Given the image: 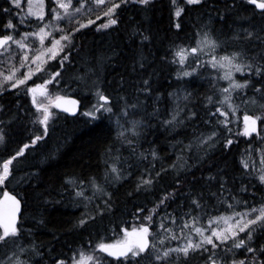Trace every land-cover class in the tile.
<instances>
[{
    "label": "trees",
    "instance_id": "1",
    "mask_svg": "<svg viewBox=\"0 0 264 264\" xmlns=\"http://www.w3.org/2000/svg\"><path fill=\"white\" fill-rule=\"evenodd\" d=\"M136 1L126 0L121 4L113 17L118 23L107 30H98L93 24L74 35L71 58L65 62L63 83H60V94L78 99L79 111L69 116L53 109L47 135L44 134V126L36 121V109L31 105L25 90L16 88L0 94V130L7 133L6 138L0 141V162L14 156L23 145L29 144L24 155L11 166V178L5 184H0V194L6 189L22 203L18 222V228L21 229L20 243L25 247L32 246L30 248L39 253L38 257L33 256L32 264H56L58 260L66 263L78 248L97 242H112L114 237L123 234L125 228L129 230L136 228L139 223H145L142 216L140 219L134 218L140 215L137 208H143V216H148L149 210L156 207L165 193H174L165 205L156 209L153 213L154 222L149 225L148 239L156 248L146 250L147 256L142 254V258L132 263L151 264L156 252L162 253L179 243L161 229L162 217L170 213L181 217L190 210L191 201L196 198H200L206 212L227 211L228 203L235 205L241 202L252 189V184L255 185L254 173L259 166L258 160L246 159L244 153L250 145L262 139L257 137H264V123L258 119L255 134L248 138L234 132L229 134L216 131L218 136L211 146L206 144L186 151L185 146L190 142L192 146L195 145L196 136H203L209 131L212 133L220 127L217 122L221 118L216 114V86L209 75L198 73L190 79L178 78V65L172 62L170 49L187 42L192 44L195 41L194 30L203 26H209L215 39L219 40L231 39L241 29L254 30L257 35L264 36V31H261L264 29V15L253 11L251 13L250 6L232 5L229 0H209L207 4L211 6L207 5L204 10L203 3L186 7L179 20L175 21L174 6L170 0H149L145 5ZM5 7L9 5L0 0V9ZM8 17L0 15V24L8 20ZM72 23L63 24L67 32H71L70 27H75L76 23ZM176 24L181 27L177 29ZM243 36L241 33L240 39L244 46L246 40ZM227 42H232V49H235L236 42ZM249 42L252 49L244 46L247 56L264 53V41L253 39ZM59 64L58 61L52 63L54 71ZM145 80L149 81L147 93L142 91ZM258 81L261 83L256 86L264 88V78L259 76ZM93 83L102 87L104 93L110 96V103L116 113L124 104L119 97H126L127 103L138 105L133 117L143 121L141 138L136 148L137 156H132L128 163L124 162L126 156L121 157L118 147L120 138L117 133L121 129L115 125L117 116L112 115L110 118L104 113L100 118L92 119L80 113L85 108L82 106V93L89 91L85 96L89 99L95 91ZM65 85L70 86L65 88ZM180 87L189 95L182 118H188L191 113H196V116L183 124L185 130L179 131L178 135L174 130L175 125L165 128L163 121L170 119V112L176 114L174 94ZM210 96L213 97L211 104L207 100ZM171 97L173 101L170 102ZM212 113L215 115L210 117ZM38 135L43 139L37 145H31V139ZM228 139L233 143L225 147ZM153 151L156 153L155 158L152 156ZM145 155L147 159L143 158ZM117 156L121 157L124 173L127 170L131 173L128 172L129 176L115 182L112 187H107L110 209H105L106 212L99 217L94 208L96 199L99 200L98 208H101L104 206L101 202H105L108 197L104 193L89 194V197H100L95 200L92 198L89 207L81 205L80 198L74 196L77 189L70 182L78 184L95 177L104 188V182L109 181L102 179L101 174L107 170L103 159L110 163ZM242 161H246L250 168L245 169ZM133 162H137L134 170L131 166ZM180 162L184 165L179 168ZM148 170H151L153 177L156 173H160V176L151 190L138 192L136 185L141 173L147 174ZM196 212L192 211V216ZM85 214L94 217L81 225L79 221ZM164 228L172 229L176 235H180L170 217L164 221ZM162 236H169L163 245L159 244ZM262 244L264 232L257 230L253 242L248 246L259 248ZM227 247L230 249L232 245L228 244ZM220 249L222 251L218 258L223 259V264H231L239 258L245 259L246 249L243 252L239 249L225 252L224 246ZM0 251L5 249L0 248ZM247 259L251 261L252 256L248 255ZM108 260L109 264H117V260ZM119 261L121 264L127 263L121 259ZM166 264L183 262L178 261L176 254L172 253ZM187 264L204 262L197 254L191 256Z\"/></svg>",
    "mask_w": 264,
    "mask_h": 264
},
{
    "label": "snow or ice",
    "instance_id": "2",
    "mask_svg": "<svg viewBox=\"0 0 264 264\" xmlns=\"http://www.w3.org/2000/svg\"><path fill=\"white\" fill-rule=\"evenodd\" d=\"M9 7L0 9V15H8L10 18L4 24L2 31L8 32L11 30L12 34L0 35V55L6 54L11 51V46L14 44L20 50H26L30 48L29 40L32 37H35L39 40L40 48L36 51V55L29 56L27 52L21 57V67H28V71L23 74V78H16L19 69L12 67L9 74L3 76L5 81H13L11 87L13 89L17 88L18 85H24L27 88V93L31 94L32 104L36 108V121L40 125L44 126V134L47 135L49 131V120L53 113L50 111V108L53 106L55 108H62L65 112H75L76 111V100L68 101L66 97L61 95H56L52 97L48 93V86L50 84L63 83L62 77L64 70L66 69V61H70L71 48L74 45V35L80 31V29L85 28L87 25L93 24V21L89 19L87 25L84 23H79V27H73L71 32H67L65 29H58L59 32L64 33L59 35V38H56L57 29H52L49 24H45L42 27H39L38 31L35 32H24L20 34V39H16L15 33L18 32V25L13 23L15 16L11 13V8L14 6L17 9L22 8L21 0H4ZM53 4L51 12L49 15L52 16V20L55 22L62 21L61 10H63V16L70 18L71 17V5L73 0H49ZM149 0H138V3L145 5ZM37 5V10H34V0H28V13L29 16H35L36 21L33 23L42 24L46 19L44 12V0H35ZM188 4L200 3V0H187ZM108 0H79V7L75 8L74 11L76 15H79L82 10H88L89 12L93 11V8L90 5H95L99 8L101 6H107ZM248 5H254L256 9H260L262 15H264V0H247ZM176 5V0H173V6ZM120 8V4L112 3L110 7H107V10L102 13L103 16L107 17V23L101 24L98 27L99 29L108 28L110 25H116L118 20L113 18L116 14L117 9ZM181 9L177 8L175 15L180 16ZM15 15H20L17 12ZM97 19H100L98 16ZM20 24H25V17L20 16ZM175 27L179 29L180 24H176ZM264 31V29H261ZM241 33L244 34L243 38L246 41H251L253 39L257 41H264V36L257 35L256 31H249L247 29H241L240 33H237L235 37L237 40L241 38ZM195 46L191 47H175L170 49L172 52L173 63H179L184 67H189L190 63H194L195 67H191L190 71H180L177 73L178 78L182 76H191L193 73H197L201 69H206L208 66L212 70L217 72V75L214 77L215 81L218 80H227L229 81L227 88L219 89L222 99L218 102L219 107L216 108V113L224 119H218V126H223L227 128L228 125L232 122L230 119L231 115H235L236 106L232 103V93L237 89H243L250 87V82L245 80L243 83H239L235 80L233 73L248 71L250 74L255 73L256 75L264 78V53H258L257 56L247 57L245 51H234L231 54L226 55H216L217 51L220 48V44L215 38H213L208 32L196 33ZM50 40V46L46 47V41ZM202 57H208L207 59H202ZM247 59V63H238V60ZM59 60L60 64L56 71L50 73V79L43 80V83H34V86L27 87L26 82L31 81L33 77L40 78L47 70L53 67L52 64L48 63L49 61ZM32 65H36L33 69ZM222 71V75L220 72ZM94 74V73H90ZM82 79V78H81ZM143 92L147 93L149 91V81L145 80ZM70 85H65V88ZM95 88L94 95L96 96V102L92 104L91 109L84 113L85 116L98 119L101 117V114L107 113L109 117L112 115L117 116L116 125L121 129L117 135L119 138L123 139L130 147H134V142L137 137L141 135L139 129L143 126V121L139 119H129L130 116H134L137 104L127 103L126 97H119L120 100L124 101L123 107L120 109L119 113L114 111V106L110 103V96L106 95L102 90V87H97L93 83ZM257 93H261L260 99H264V88H257ZM173 95V93H170ZM40 97V99H38ZM180 97L177 96V101ZM184 99H187V94H185ZM208 103H213V97L207 98ZM65 102V103H62ZM255 103V101H252ZM70 104L71 106H66ZM247 103V102H245ZM225 106L228 109H231V113L225 110ZM184 111V109H177L176 114L172 116L171 120L164 121L165 125L172 126L176 123H182L177 118ZM39 114V115H37ZM210 117L215 115V113L209 114ZM196 116V113H191L188 119H192ZM261 120L264 123V117H253L247 113L244 115V135L248 136L253 132H256V122ZM123 120L125 123L121 124L120 121ZM127 125V126H125ZM229 134L231 129L228 128ZM7 136L6 132L0 131V141H3ZM131 136L132 139H128ZM218 136L216 131H213L210 135L203 136L202 138H195L199 141V144H207L211 146V142L214 138ZM43 139L42 136H35L31 139V145H37L39 141ZM264 139V137H262ZM233 141L231 139L226 140L225 147L231 145ZM192 143L190 142L185 146L187 149H191ZM29 148V144L23 145L19 151L15 153L14 156H11L7 159H3L0 162V184H5L7 179L11 178V166H13L14 161L17 158H20L24 155L25 151ZM183 151V149H182ZM261 155V164L264 165V149L257 150ZM143 155V154H142ZM152 156L155 158V151L152 152ZM147 159L146 155L143 157ZM179 159V158H178ZM121 164V159L119 156L115 158L111 165H106L108 171L105 173V180L108 176L111 175L114 180L119 181L123 178V171L119 167ZM243 167L249 169L250 165L246 161H242ZM254 168V166H252ZM160 176V173H156V176L151 175V170L147 171V174L144 172L141 173V177L138 180L136 185V190L139 192L141 190H151L155 184L156 179ZM258 179L261 184H264V170L258 176ZM73 186L77 189L75 191V196L88 200L91 202L90 197L85 195V187L87 186L84 181H80L78 184L75 182ZM179 177H177V185H179ZM88 184L93 189V194L97 192H104V189L97 183L95 177L90 178ZM221 192H224L223 185H221ZM108 198L105 200L104 206L101 211L105 209H110V194L104 193ZM129 195H132L129 193ZM169 193H165V196L162 197L157 203L156 207L149 210L148 216H143V208H137V213L139 216H135V219H140L143 217L145 223L140 224L138 228H133L129 232L126 228L124 229L126 236L135 235L137 237L134 241H125L123 243L117 242L115 244H106L100 242L96 245L92 252L95 255L84 256L83 250L80 252V259H76L74 253L73 264H85V260L93 262V264H103L105 257L100 255V253H107L111 257H123L127 264H132L133 260L137 258H142V254L147 256L148 253L146 250L155 249L156 245L149 242L148 236L150 232L149 225L153 224L154 216L153 213L157 208L165 205L166 201L170 198ZM227 199H231L228 197ZM0 205H7L6 212L0 213V248L5 249L0 255L3 256V259H0V264H32L30 258H24L28 256L29 249L22 245H17L16 241L20 238L21 229L17 226V212H19V201L17 198L7 191L3 193V199L0 200ZM236 206H242L247 209L245 212H235L233 211L229 216H217L209 217L207 225L197 226L203 220L204 213L200 210L203 205L200 203V198L193 199L191 201V207L188 212L182 214L181 217H177L174 213L168 214V216L161 218V229L170 234V238L177 241H184L182 244L178 245L175 248H170L164 250L162 253L156 252L154 257L151 260V264H166L168 258H170L172 253H175L178 261H182L183 264H187V260L193 255L199 254V258L203 260L204 264H223V259L218 258L220 256L219 249L221 246L225 247V252H235L237 249L243 252L246 249L245 259L242 260H233L231 264H264V244L259 248L249 247L248 245L253 242V238L257 228L260 231L264 232V204H262L258 209L249 208L247 202H244L243 205H234L232 203L227 204L228 209H232ZM192 211H197L198 215L192 216ZM171 218V223L175 228H178L180 235H176L172 229L164 228V221ZM254 217V218H251ZM90 219L85 214V218L81 219L79 223L81 225L86 223V220ZM182 221V222H181ZM223 225V226H221ZM185 232L189 235L185 237ZM195 233V236L200 237L199 240L195 239L191 234ZM243 233L245 238H240V234ZM159 235V233H157ZM169 236H162L159 244L163 245L165 239H168ZM228 244H231L232 247L229 249ZM11 245V247H9ZM211 246V250L208 246ZM98 250V252H97ZM39 254V253H37ZM251 255L252 259L249 261L247 256ZM56 264H65L64 261L58 260ZM117 264H121L117 260Z\"/></svg>",
    "mask_w": 264,
    "mask_h": 264
},
{
    "label": "rangeland",
    "instance_id": "3",
    "mask_svg": "<svg viewBox=\"0 0 264 264\" xmlns=\"http://www.w3.org/2000/svg\"><path fill=\"white\" fill-rule=\"evenodd\" d=\"M74 1L75 0H73L71 8H70V11L72 13L71 17L70 18L64 17L63 16V10H61L62 21L61 22H55V21L52 20V16L49 15V13L51 12V9L53 7V4L49 3L48 0H44V12H45L46 19L43 21L42 24H37V23H33L34 21H36V17L35 16L27 15V13H28V0H21V3H22V8L21 9H17L14 6L11 9V13L15 16V18L13 19V23L18 25V32L14 34L16 39H20L21 38L20 37L21 33H24V32L31 33V32L38 31L39 27H42L45 24H49L52 29H57V31L55 33L56 38H59V35H63L64 34V33L59 32L58 29H60V28L66 29L65 26H63V24H66V23L71 24L73 22L72 24L76 23L75 27H79V23H84V24L87 25V21L89 19H91L93 21L94 26H97V28H98L99 25L107 23L108 18L102 15V13L107 10V7H110L112 3H116V4H120L121 5V4L126 2V0H108V4H107L106 7L105 6L99 7V8H102L101 10H96L97 7H95V5H90V7L93 8V11L89 12L88 10H82L79 15H76L75 12L72 11V10H74L75 8L79 7V1L77 3H75ZM132 1H136V0H132ZM208 1L209 0H200V3L188 4L187 0H176V5L174 6V10H173V16L175 18V21H178L179 17H180V16H176L175 15V12H176L177 8H180L183 11L186 7H189V6H192V5H201L203 3V7L202 8L204 10V8L208 5L207 4ZM229 1H231L232 5H237V6H242V7L243 6H248V8L250 6L251 13L253 11V12H259V13L262 14V12L257 11L254 8L253 5H248L247 4V0H229ZM65 2H67V0H65ZM74 3L76 5H74ZM170 3L173 5V0H170ZM208 6H211V5H208ZM33 7H34V10H37V5L35 3V0H34ZM17 12H19L20 15H15ZM20 16H24L25 17V21H26L25 24H20L19 23ZM98 16L100 17V19H97ZM9 18L10 17H8V19ZM7 21L8 20H5V21H3L0 24V33H4V31H2V29L4 28V24ZM214 23H216V22H214ZM93 24L87 25L85 28L90 27ZM111 26L112 25H110L108 28H110ZM70 28H73V27H70ZM85 28H82V29H85ZM108 28H103V29L107 30ZM82 29H80V30H82ZM197 32H200L201 34L203 32H208L213 38H215L213 30L209 26H206V27L203 26L201 28H196L194 30L195 41H196V38H197L196 37V33ZM5 33L6 34H12L11 30H9L8 32H5ZM235 37L236 36L233 35V38H231V39H221V40H219L217 38L216 40L220 44V48L217 51L216 55L220 56V55L231 54L234 51H241V50L244 51V49H245L244 46L247 47V48L252 49V46L250 45L251 42L248 41V45L246 46L247 41H245V45L243 46V43L241 42V39L237 40ZM227 40L236 42L237 45H236L235 49H232L233 43L232 42H227ZM195 41L192 44H189V42H187L185 45H181V46L179 45L178 47L195 46ZM29 43H30V48L29 49L20 50V49H18V47L16 45L13 44L11 46V51L10 52H8L6 54H3V55H0V94L3 91H5V90L6 91L7 90H13V88L11 87V83H14L15 80H13L11 82L3 80V76L8 75L12 67H16V68L19 69V72L17 73V76H16V78H19V79H22L23 78V74L29 70L27 66L21 67V57L25 55V52H27L30 57L33 56V55H36V51L40 48L39 40L37 38H35V37L30 38ZM50 44H51V41L48 40V41H46V45L45 46L48 47V46H50ZM247 57H249V56H247ZM207 58L208 57H202V59H207ZM55 61L56 62L58 61V63H60L59 60H55ZM53 62L54 61H49L48 63L52 64ZM237 62L238 63H241V62L242 63H247L248 60L247 59H245L243 61L238 60ZM177 65H178V72H180V71H190L191 67H195L194 63H190L189 67H184L183 65H180L178 62H177ZM35 67H36V65H32L33 69ZM53 67L49 68L47 70V72L44 73L39 79L36 78V77H33L31 81L26 82L27 87L34 86L33 82L34 83H43V80L50 79V73L54 72ZM198 73L201 74V75H209L211 77V79H213V80H214V77L217 75V72L215 70H212L211 67L208 66L206 69H201L197 73H193L191 76H182V77L190 79V78L194 77ZM220 74L221 75L223 74L222 71L220 72ZM233 76H234L235 80L237 82H239V83H243L245 80H248L250 82V87H246V88H243V89H237V90H235L232 93V103L236 106L235 115H231L230 116V119H231L232 122L228 125L227 128H224L223 126H220V127H217L216 129H214L213 131L228 133L229 132L228 128H230L232 133L234 132V134L245 136L244 135V120H243L244 115L247 113L248 115L253 116V117H264V99H260L259 97H260L261 93H257V91H256V89L259 88V87L256 86V85H258L257 83H261V82L258 81L259 75H256L255 73H251L250 74L247 70L244 71V72L233 73ZM228 84H229V81L223 80V79L215 81L216 96H217V99H216V102H215L216 105H217L216 108L220 106L218 102L222 99V96L220 95L219 89L227 88ZM56 87L58 89H55ZM17 88L25 90L26 94L29 97V101H30L31 105L33 106V108H35V106L32 104V98H31L30 94L27 93V88L24 85H18ZM60 88H61V84L59 86L49 85L47 94H50L52 97H55L56 95H61L60 94ZM94 92L95 91H93V93L91 94L89 99L85 98V96L88 95L89 91L86 90V91H84L82 93L84 95V99H83V103L84 104H82V106H84L85 108L81 109L80 113L84 114L85 112L89 111L91 109L92 104L96 102L97 98L94 95ZM185 94H187V92L182 87L176 89L175 94H174V101H173L172 97H171V100H170V102L173 101V105L175 107L174 109H176V110L178 108L179 109H185L186 102L188 101V96H189L187 94V99H184ZM61 96H63V95H61ZM177 96L180 97L179 101H177ZM38 99H40V97H38ZM253 100L255 101V103L252 102ZM89 101H90V103H89ZM245 102H247V103H245ZM53 109H54V106L52 108H50V111L52 113H53ZM225 110L231 113V109H228L226 106H225ZM183 113H184V111L177 118L182 123H176V124L172 125L173 127L175 125V127H174L175 133H178L179 131H184L185 130V126L183 124L187 120H189L188 118H182V114ZM216 114L219 116L218 113H216ZM37 115H39V114H37ZM172 116L173 115L170 112V115H169L170 119H168V120H171ZM132 118L135 119L133 116L129 117V119H132ZM220 118H221V120L224 119L223 117H220ZM166 120H164V121H166ZM164 121H163L164 127L165 128H167V127L169 128L168 125L164 124ZM120 123L124 124L123 120H121ZM115 125H116V120H115ZM0 126H1V124H0ZM125 126H127V125H125ZM139 131L141 133L140 129H139ZM210 134L211 133L209 131L208 134H205L203 136L210 135ZM253 134H255V132L251 133L250 135H248L246 137L248 138V137H250ZM178 135H179V133H178ZM200 136H196V138H202L203 137L202 135H200ZM139 137H137L135 139L134 147H130L121 138L118 140L119 141V146L118 147L120 149V155H121V157L122 156H126L124 162L128 163V161L130 160V158L132 156H135V157L137 156L136 155V148L139 146V144H138L139 143ZM262 137H263V135H261L260 137H257V138L261 139ZM128 139H132V137L129 136ZM213 140H212V142H213ZM141 141H140V145H142ZM205 145L206 144H199V141L197 139H195V145H193L192 148L196 149V148L204 147ZM259 149H264V139H261L258 143L255 142L254 144L250 145L248 147V149L246 150V152L244 153V158H246V159H248V158L251 159V160H256L257 159L259 166L257 168H255V173H254L255 185L252 184L253 185L252 189L250 191H248L247 195L243 198V200L241 202L237 203L238 205H243L244 202H247L249 208H257V209L262 204H264V184H261L259 179H258V176L261 174L262 170H264V165L261 164L260 152L257 151ZM188 150L189 149L186 148V151H188ZM128 154H130V155H128ZM103 161H104L103 162L104 166L111 165L113 163V162L108 163L109 161H106L105 159H103ZM179 164H180V166H178L179 168L184 165L183 162H180ZM131 166H132V168L134 170L137 167V162H133V164H131ZM119 167L123 171V178L120 179L119 181L107 178V180L109 182H104L105 186H104V188L102 187L104 189V192H97V194H99V193H108L109 192L108 188L112 187V184H114L115 182H120L125 177L130 175V173H131L130 170H127V172L124 173V169H123L121 164L119 165ZM106 171H108V168H107V170H105L104 173L101 174L102 175V179L105 178ZM128 172H130V173H128ZM108 177L111 178L112 176L109 175ZM89 180L90 179H88V181L85 182V184L87 186L84 189L85 195L87 197H89V194H93V189L88 184ZM74 196H75V194H74ZM96 197H100V196H96ZM96 197L90 196V198H93L94 200L96 199ZM234 197L235 198H239L237 196H234ZM80 200H81V205H84V206H87V207H89V205L93 202L92 199H91L92 200L91 202H89L88 200H84L82 198H80ZM96 202L99 203V200L97 201V199H96ZM97 203L94 204V208L97 209V214L100 217L101 214L103 212H106V211L105 210L101 211V209L103 207L98 208L99 204H97ZM101 203L103 205L105 202H101ZM237 204H235V205H237ZM200 211L203 212L204 215H203L202 222L200 224H197V226H201V224L206 226L209 217L229 216V215L232 214L233 211H235V212H245V211H247V209L242 207V206H236V207H234L232 209H228L227 211L218 212V213H213L212 211L211 212H206L204 208H202ZM186 212H188V211H186ZM196 215H198L197 212H196L195 216ZM93 217L94 216H90L89 217L90 219H87L86 221H89V220L93 219ZM251 218H254V217H251ZM140 224H142V223H139L136 228H138L140 226ZM221 226H223V225H221ZM132 229L133 228L129 229L128 231L131 232ZM257 230H259V228H257ZM110 233H114V231H111ZM188 235L189 234L186 232L185 233V237H187ZM191 235L197 240L200 239V237L195 236V233H192ZM109 237L111 238L110 235H109ZM244 237H245V235L243 233H241L240 234V238H244ZM136 239H137V237L135 235L126 236L125 232H124V234H121L119 237H117V236L114 237V240H116V241H114L112 243H106V242H103V243L115 244L117 242L123 243L125 241H134ZM20 242L21 241H20V238H19L16 241V244L23 246V244H21ZM183 242L184 241H179L178 244L172 245V247H170V248H175L178 245L182 244ZM98 243H100V242L93 243L91 246L81 247V248H78L77 250L73 251V254L68 259V262H66L65 264H73L74 253L76 255V259H80L81 250H83L85 257H87L88 255H95V253L92 252V249H94ZM9 246L11 247V245H9ZM30 247H32V246H30ZM30 247H26V248L29 249L27 258H30L31 260H33L32 259V258H34L33 256H37L38 257L39 254L35 253ZM208 248L211 250V246L210 245L208 246ZM221 251H222V249L219 250V253H221ZM2 252H4V251H2ZM2 252L0 251V253H2ZM97 252H98V250H97ZM100 255L105 257V259L103 260V264H109L110 263V261L108 260V256L106 254L100 253ZM0 259H3V256ZM237 260H241V259L239 258ZM134 261L135 260H133L132 263H134ZM85 264H93V262L85 260Z\"/></svg>",
    "mask_w": 264,
    "mask_h": 264
},
{
    "label": "water",
    "instance_id": "4",
    "mask_svg": "<svg viewBox=\"0 0 264 264\" xmlns=\"http://www.w3.org/2000/svg\"><path fill=\"white\" fill-rule=\"evenodd\" d=\"M253 6H254V5H253ZM258 10H260V9H258ZM260 11H261V10H260ZM64 97H66V96H64ZM66 98H67L68 101H70V100H76V101L78 102L77 105H76V111H75V112H65V111H63L62 108H56V109L59 110V111H62V112H64V113H66V114H68V115H75V114L77 113V111H78L79 101H78L75 97H66ZM62 103H65V102H62ZM66 106H71V105L66 103ZM257 126H258V120H257V122H256V127H257ZM5 191H7V192L10 193L11 195L15 196L13 193H11V192H9L8 190L4 189V190L2 191L1 196H0V200L3 199V193H4ZM15 197H16V196H15ZM16 198H17V200L19 201V209H20L19 212H17V223H18V220H19V217H20V214H21L22 203H21V201H20V199H19L18 197H16ZM6 210H7V205H0V213H2V212H6Z\"/></svg>",
    "mask_w": 264,
    "mask_h": 264
},
{
    "label": "flooded vegetation",
    "instance_id": "5",
    "mask_svg": "<svg viewBox=\"0 0 264 264\" xmlns=\"http://www.w3.org/2000/svg\"><path fill=\"white\" fill-rule=\"evenodd\" d=\"M30 96H31V94H30ZM32 98V97H31Z\"/></svg>",
    "mask_w": 264,
    "mask_h": 264
},
{
    "label": "bare ground",
    "instance_id": "6",
    "mask_svg": "<svg viewBox=\"0 0 264 264\" xmlns=\"http://www.w3.org/2000/svg\"><path fill=\"white\" fill-rule=\"evenodd\" d=\"M111 118V117H110Z\"/></svg>",
    "mask_w": 264,
    "mask_h": 264
}]
</instances>
